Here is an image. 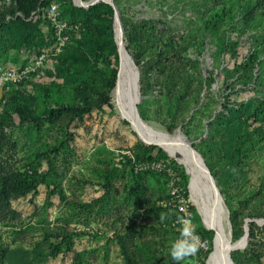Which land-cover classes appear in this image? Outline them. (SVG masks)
I'll list each match as a JSON object with an SVG mask.
<instances>
[{
  "label": "rangeland",
  "instance_id": "1",
  "mask_svg": "<svg viewBox=\"0 0 264 264\" xmlns=\"http://www.w3.org/2000/svg\"><path fill=\"white\" fill-rule=\"evenodd\" d=\"M118 1L121 20L149 23L155 36L174 42V56L190 59L188 81L179 83L187 89L144 82L140 119L170 135H186L203 152L230 215L239 213L244 234L250 223L258 226L255 249L260 245L263 251L247 254V242L232 253L240 264H264V223L258 222L264 217H247L264 203L256 196H264V139L258 138L264 134V116L257 124L259 136L247 124L264 102V0ZM46 2L41 0L28 18L18 12L0 23V66L32 64L52 46L26 42L18 20H41L49 36L51 4L64 20L66 2L88 9L75 0ZM11 10L13 0H0V15ZM121 34L126 46L122 28ZM238 36L242 48L226 49L230 37ZM55 57L28 81L11 86L0 107L15 90L33 94L35 84L47 81L45 73ZM176 90H185L189 99L178 105ZM37 93L30 121L0 122V264H176L168 253L180 234L178 218L184 217L199 238V251L181 264H207L213 234L194 200L191 172L179 162L181 154L174 157L163 146L142 139L123 116L116 88L111 109L83 119L67 115L55 124L47 120V106ZM151 162L164 164L165 170L136 172L137 166ZM14 176L28 179L36 189L6 196L3 179ZM180 202L187 215L179 211ZM227 227L233 236L230 224ZM67 235L71 241L62 243ZM58 245L61 252L54 255Z\"/></svg>",
  "mask_w": 264,
  "mask_h": 264
},
{
  "label": "trees",
  "instance_id": "2",
  "mask_svg": "<svg viewBox=\"0 0 264 264\" xmlns=\"http://www.w3.org/2000/svg\"><path fill=\"white\" fill-rule=\"evenodd\" d=\"M13 1L14 10L7 14L1 13L0 23H5L7 15L10 14L13 17L18 12L28 18L32 12L37 10L38 4L41 2V0ZM50 3L51 0H47L46 4ZM115 3L121 14V3L118 0H115ZM62 16L69 22L82 25L83 38L68 44L62 53L56 55L53 67L45 73L47 81L40 85L35 84L33 94L22 89L15 90L11 94L4 108L0 107V122L8 121L18 124L30 121L35 111L33 107H36L35 93L37 89L39 91L38 96L40 95L47 106L43 113L47 115V120L53 124L59 123L67 115L83 119L84 116H88L94 111H107L113 107L111 93L116 87L120 62L114 33V8L105 2L91 5L88 9L76 7L72 3L66 2L63 4ZM122 21L126 35L125 49L139 67L142 94L145 93L144 82L150 79L158 85L166 83L167 87L169 84L176 86L180 82L188 81L186 68L189 67L190 59L185 56H174V42L170 43L163 36H155V31L149 23L131 25L123 17ZM18 22L25 29V39L26 42L29 41L30 45L42 47L53 44L55 33L50 25L49 36H46L41 20L36 19L27 22L23 19L18 20ZM240 37L238 36L236 39L230 37L226 49L236 51L238 47L242 48ZM169 51L172 52V56H170ZM240 65V67H244L243 64ZM179 86L187 89L182 85ZM174 97L179 105V103L186 102L190 96H186L185 90H176ZM263 105L264 102L262 107L253 113L251 121L247 122L249 124L248 129L254 128L255 132L257 131L255 135L258 136L261 133L257 124L259 119L264 116ZM126 125L129 127L127 122ZM258 138L259 140L264 139V134ZM233 139H235L234 135ZM240 139L243 141V138H237V141ZM195 148L201 152L198 147ZM201 153L205 157L203 152ZM206 164L215 177L207 161ZM183 178L185 179V176ZM3 180L2 188L3 192L7 194L6 196L23 194L27 193L29 189H36L35 185L28 179L21 180L18 176ZM55 192L56 190L51 191L52 194ZM256 196L264 198L260 194ZM224 198L226 197L224 196ZM50 199L51 194L47 200ZM255 209L257 212L250 213L247 217H264V203ZM230 220L233 237H242L244 230L242 229L243 224L240 223L239 213L231 212ZM257 228L256 223L249 224L248 248L250 249L247 254L250 255L263 251L260 245L258 249H255ZM71 237L72 235L64 236L62 243L70 242ZM61 249L62 245L55 246L53 254H59ZM231 256L235 264H240L235 253H231Z\"/></svg>",
  "mask_w": 264,
  "mask_h": 264
},
{
  "label": "bare ground",
  "instance_id": "3",
  "mask_svg": "<svg viewBox=\"0 0 264 264\" xmlns=\"http://www.w3.org/2000/svg\"><path fill=\"white\" fill-rule=\"evenodd\" d=\"M75 1L78 5H83V0ZM120 26L119 17H117L114 22V32L120 49L121 66L116 91L119 95L118 102L123 116L130 120L133 128L141 135L145 142L157 143L163 146L174 157L177 154L182 155L179 162L184 164L191 172L190 186L194 200L198 205L205 225L213 234L212 249L207 264H232L230 254L233 250L243 248L246 245V232L239 241L235 242L233 240L232 233L227 230L229 221L224 202L213 193L207 175L203 171L202 159L197 152L192 150L188 139L180 132L170 135L147 126L140 119L138 110H136V106L139 103L138 75L122 42V26Z\"/></svg>",
  "mask_w": 264,
  "mask_h": 264
},
{
  "label": "built area",
  "instance_id": "4",
  "mask_svg": "<svg viewBox=\"0 0 264 264\" xmlns=\"http://www.w3.org/2000/svg\"><path fill=\"white\" fill-rule=\"evenodd\" d=\"M48 20L55 33L54 42L49 51L42 52L32 64L24 66H0V91H2L0 93V101H2L5 91L11 86L28 81L35 72L45 66L51 57L62 53L68 44H72L83 38L84 30L82 25L61 19L56 4L50 5ZM165 167L160 162H151L137 166L136 171L149 169L163 171ZM178 209L187 215L186 207L181 202L178 204ZM184 218L188 220L187 217Z\"/></svg>",
  "mask_w": 264,
  "mask_h": 264
},
{
  "label": "water",
  "instance_id": "5",
  "mask_svg": "<svg viewBox=\"0 0 264 264\" xmlns=\"http://www.w3.org/2000/svg\"><path fill=\"white\" fill-rule=\"evenodd\" d=\"M99 2H106V3L110 4V5L114 8V10H115V20H116L117 17H119V21H120V24H121V26H122L121 14H120V11H119L117 5L115 4V1H114V0H91V1H89V2H87V3H85V4H84V1H83V5H79V6H82V7H85V8H89L91 5L97 4V3H99ZM122 29H123V31H124L123 26H122ZM114 33H115V32H114ZM115 41H116V36H115ZM116 44H117V48H118V53H119V57H120V66H121V55H120V49H119V45H118V42H117V41H116ZM126 52H127V54L129 55V57L131 58V60H132V62H133V65H134L135 68H136V72H137V75H138V86H139V89H138V91H139V102H141L142 95H141V84H140V70H139V67L136 65V63H135L134 59L132 58V56L128 53L127 50H126ZM119 73H120V68H119V72H118L117 82H118V79H119ZM117 82H116V86H117ZM115 88H116V87H115ZM0 93H2V91H0ZM136 110H139V109H138V106H136ZM131 124H132V123H131ZM132 127H133V125H132ZM134 130H135V129H134ZM136 132H137V131H136ZM139 135H140V134H139ZM140 136H141V135H140ZM183 136H184L186 139H188V137H187L186 135L183 134ZM188 141H189V143H190V146H191L192 150H193L194 152H197V154H198V155L201 157V159H202V163H203V164H202L203 171H204V172L206 173V175H207V179H208L209 185H210V187H211L213 193L215 194V196H216L218 199H220V200H222V201L225 202L224 197H223V195H222V193H221V191H220V189H219V187H218V185H217V183H216V180H215V178H214V176H213V174H212L210 168H209L208 165L206 164V161H205L203 155H202L201 153H198V151H197L196 148L194 147L193 143H192L189 139H188ZM225 204H226V202H225ZM226 206H227V204H226ZM227 210H228V221H229V224H230V226H231V228H232V223H231V220H230V210H229L228 206H227ZM258 222H259L260 224H263V223H264V219H262V220H260V221H258ZM232 231H233V229H232ZM248 237H249V228H248V226H247V227H246V245H247V242H248ZM246 245H245V246H246ZM245 246H244V247H245ZM230 259H231L232 264H235V262H234V260H233V258H232V256H231V254H230Z\"/></svg>",
  "mask_w": 264,
  "mask_h": 264
},
{
  "label": "clouds",
  "instance_id": "6",
  "mask_svg": "<svg viewBox=\"0 0 264 264\" xmlns=\"http://www.w3.org/2000/svg\"><path fill=\"white\" fill-rule=\"evenodd\" d=\"M166 216H161L160 221L164 222ZM181 225L179 236L171 243L169 255L171 261L181 264L186 258L194 256L199 251V238L195 234L194 228L186 218H178Z\"/></svg>",
  "mask_w": 264,
  "mask_h": 264
}]
</instances>
